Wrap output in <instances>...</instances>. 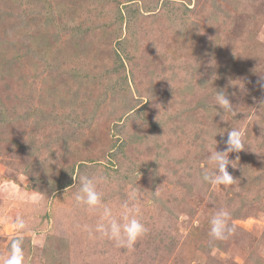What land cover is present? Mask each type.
<instances>
[{
    "label": "rangeland",
    "instance_id": "374dc122",
    "mask_svg": "<svg viewBox=\"0 0 264 264\" xmlns=\"http://www.w3.org/2000/svg\"><path fill=\"white\" fill-rule=\"evenodd\" d=\"M21 13L24 41H0V264L17 237L23 264H264V0H0L1 23ZM231 129L235 181L208 184ZM80 175L114 214L137 190L133 248L84 231ZM222 208L236 231L213 241Z\"/></svg>",
    "mask_w": 264,
    "mask_h": 264
},
{
    "label": "clouds",
    "instance_id": "9594fccd",
    "mask_svg": "<svg viewBox=\"0 0 264 264\" xmlns=\"http://www.w3.org/2000/svg\"><path fill=\"white\" fill-rule=\"evenodd\" d=\"M215 101L216 106L223 112L233 110V105L223 92H215ZM225 144L224 150L217 151L214 146L209 152L208 163L211 168L202 177L203 181L208 184L223 186L231 185L235 181L227 171V167L229 164L233 166V161L229 160V153L239 152L244 148L240 131L229 130ZM104 179L103 176L80 175L78 177L79 187L74 195L75 203L98 216L94 226L85 224L83 229L89 235L99 234L113 242L118 248L131 249L137 240L148 231L146 225L139 218V208L133 206L137 199V190L131 191L129 198L120 205L118 214H114L113 209L104 203L102 193L97 190L98 183ZM229 220L230 213L223 208L211 216L209 234L213 241L228 240L235 233L236 227L230 224ZM25 228V221L18 217L14 221V229L22 231ZM3 264H23V241L21 238H13L10 242L8 256L3 260Z\"/></svg>",
    "mask_w": 264,
    "mask_h": 264
},
{
    "label": "trees",
    "instance_id": "16d2710c",
    "mask_svg": "<svg viewBox=\"0 0 264 264\" xmlns=\"http://www.w3.org/2000/svg\"><path fill=\"white\" fill-rule=\"evenodd\" d=\"M13 5V3H10L9 4V6H12ZM45 7H46V9L47 10H50L51 11V9H50V3H49V1H47L46 2V5H45ZM2 13V12H1ZM6 14H7V12H5ZM19 16V19L17 20V21H14V20H12V18H8V15H7V20H4L2 23L0 22V26H1V34H0V41L1 40H7L8 41V43L9 44H12V46H17V44L20 42L21 43V41H24L22 38H20V35L21 34H25L26 33V29H28V27H26V24H27V22L29 23V21L31 20V18L30 17H26V18H24V19H22V13L20 14V15H18ZM119 17H120V19H121V15H119ZM33 19V18H32ZM26 27V28H25ZM17 32V34H18V37H17V39L18 40H9V38H11L12 37V34L14 33V32ZM4 35V36H3ZM42 35V32L41 31H37L36 32V35L35 36H33V38L34 39H37V38H39L40 36ZM28 37H26V38H24V39H27ZM119 56V55H118ZM121 57V56H120ZM120 61H123V59H119ZM0 62H1V60H0ZM0 65H2L1 63H0ZM6 65H8V62L4 65V67L6 66ZM29 71V70H28ZM32 72H33V69L31 70ZM34 73V72H33ZM33 73H28L27 74V76L26 77H23V81H24V85H25V87L27 88L29 85H30V79H32V76H33ZM35 74V73H34ZM36 76V75H35ZM34 76V77H35ZM34 80H32L31 82H32V85L35 83V82H33ZM4 84H7V87L8 88H11V83H9L8 84V82H3ZM59 86H61V85H59ZM61 87H63L64 89H66L67 87L65 86H61ZM40 88V87H39ZM62 88H59V90H61ZM30 93H31V95H33V92L34 91H36L35 89L34 90H32V89H27ZM39 91H43V89H41L40 88V90ZM75 95H77V92H73V97L72 98H74L75 97ZM49 96H51V95H49V94H47V93H45L44 91H43V97L44 98H47V97H49ZM52 97V96H51ZM63 96H59L58 95V98L57 99H61ZM53 98V97H52ZM57 101V100H56ZM58 102L59 103H61V100H58ZM80 165H83V164H80ZM71 173L73 172H78V170L79 169H77V170H75L74 171V169L72 168V166H71ZM69 173V172H68ZM255 182H254V185L255 186H257V187H260V179L259 178H256V180H254ZM69 182H71V181H66V182H64V183H62V185H60V188H68L71 184L69 183ZM62 263H64V262H62Z\"/></svg>",
    "mask_w": 264,
    "mask_h": 264
},
{
    "label": "crops",
    "instance_id": "0c3cea01",
    "mask_svg": "<svg viewBox=\"0 0 264 264\" xmlns=\"http://www.w3.org/2000/svg\"><path fill=\"white\" fill-rule=\"evenodd\" d=\"M31 202V201H30Z\"/></svg>",
    "mask_w": 264,
    "mask_h": 264
}]
</instances>
